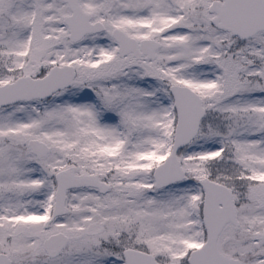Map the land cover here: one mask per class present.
Returning <instances> with one entry per match:
<instances>
[{
	"label": "snow or ice",
	"instance_id": "snow-or-ice-1",
	"mask_svg": "<svg viewBox=\"0 0 264 264\" xmlns=\"http://www.w3.org/2000/svg\"><path fill=\"white\" fill-rule=\"evenodd\" d=\"M0 264H264V0H0Z\"/></svg>",
	"mask_w": 264,
	"mask_h": 264
}]
</instances>
